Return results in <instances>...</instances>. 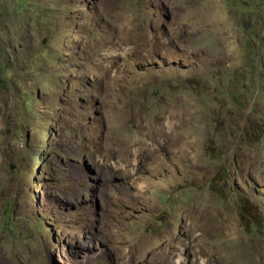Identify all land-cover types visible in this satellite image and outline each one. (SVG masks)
Segmentation results:
<instances>
[{"label": "rangeland", "instance_id": "374dc122", "mask_svg": "<svg viewBox=\"0 0 264 264\" xmlns=\"http://www.w3.org/2000/svg\"><path fill=\"white\" fill-rule=\"evenodd\" d=\"M148 263L264 264V0H0V264Z\"/></svg>", "mask_w": 264, "mask_h": 264}, {"label": "bare ground", "instance_id": "6f19581e", "mask_svg": "<svg viewBox=\"0 0 264 264\" xmlns=\"http://www.w3.org/2000/svg\"><path fill=\"white\" fill-rule=\"evenodd\" d=\"M201 219H202V218H201ZM202 221H204V219H203ZM210 225H211V224H210ZM216 228H217V227H216ZM213 230H214V228H213ZM213 230H212V231H213ZM215 230H216V229H215ZM210 231H211V230H210ZM220 231H221V230H220ZM237 244H238V243H237ZM256 249H257V248H256ZM148 264H149V263H148ZM178 264H180V263H178ZM235 264H236V263H235Z\"/></svg>", "mask_w": 264, "mask_h": 264}]
</instances>
